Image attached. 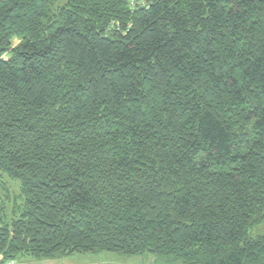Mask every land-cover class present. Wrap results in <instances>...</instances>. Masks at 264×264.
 <instances>
[{
    "label": "trees",
    "instance_id": "obj_1",
    "mask_svg": "<svg viewBox=\"0 0 264 264\" xmlns=\"http://www.w3.org/2000/svg\"><path fill=\"white\" fill-rule=\"evenodd\" d=\"M0 174L1 262L264 264V0H0Z\"/></svg>",
    "mask_w": 264,
    "mask_h": 264
},
{
    "label": "rangeland",
    "instance_id": "obj_2",
    "mask_svg": "<svg viewBox=\"0 0 264 264\" xmlns=\"http://www.w3.org/2000/svg\"><path fill=\"white\" fill-rule=\"evenodd\" d=\"M18 43L14 41V44ZM20 183L0 174V209L11 216L16 206L21 204ZM17 204V205H16ZM167 259L144 254L128 256L121 253H75L66 257L38 260L29 256L19 258L17 264H178Z\"/></svg>",
    "mask_w": 264,
    "mask_h": 264
},
{
    "label": "built area",
    "instance_id": "obj_3",
    "mask_svg": "<svg viewBox=\"0 0 264 264\" xmlns=\"http://www.w3.org/2000/svg\"><path fill=\"white\" fill-rule=\"evenodd\" d=\"M0 264H17V262L15 260H6L4 262L0 261Z\"/></svg>",
    "mask_w": 264,
    "mask_h": 264
}]
</instances>
